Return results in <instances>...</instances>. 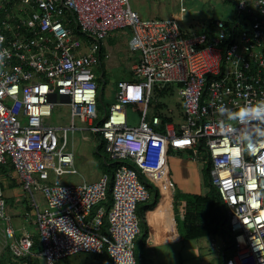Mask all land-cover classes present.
Instances as JSON below:
<instances>
[{
  "label": "built area",
  "instance_id": "1",
  "mask_svg": "<svg viewBox=\"0 0 264 264\" xmlns=\"http://www.w3.org/2000/svg\"><path fill=\"white\" fill-rule=\"evenodd\" d=\"M227 1L231 19L187 33L174 17H141L129 0H0V255L6 249L25 264H61L89 253L137 264L147 183L164 195L172 185L169 156L189 152L208 159L230 218L234 253L224 264H264V168H256L264 149L236 146L249 129L238 127L231 138L216 112L221 104L235 110L264 100V0ZM118 30L131 32L129 47L139 58L133 82L118 81L116 101L100 114L95 69L106 58L103 43ZM166 88L181 100L177 125L163 122V110L151 114L156 91ZM57 105L70 107V126L45 122ZM129 110L138 114L136 126ZM76 120L119 162L112 185L105 173L94 182L62 181L78 173L68 148ZM5 166L18 177L28 202L21 218L35 233L14 229ZM0 264H7L1 256Z\"/></svg>",
  "mask_w": 264,
  "mask_h": 264
},
{
  "label": "crops",
  "instance_id": "2",
  "mask_svg": "<svg viewBox=\"0 0 264 264\" xmlns=\"http://www.w3.org/2000/svg\"><path fill=\"white\" fill-rule=\"evenodd\" d=\"M212 20L213 19H209L206 26ZM206 26L202 27L201 31ZM113 35L111 34L103 43L102 53L107 59L111 56L110 49L113 45ZM128 35L129 37L131 36L130 31H128ZM106 58H103V65L105 64V67L107 65ZM138 58L139 57H137V60L134 63H131L130 71L138 62ZM123 64L125 63L116 61L115 67L118 65L122 66ZM108 69L109 67H107V70ZM157 92H161L158 96H165L166 101H168V99L169 101L173 99L175 102V98L178 99V102H175L177 107L165 111V115L171 118V123L176 125L179 124L184 117L181 112V100L178 97L177 91L173 88H166L160 91L157 90L156 93ZM107 110L108 109L105 111ZM158 110L162 111L163 108L156 110L155 104L151 106V114ZM129 124L131 126H136L138 124V119L136 123ZM205 158V155L194 158L189 152L172 153L169 156V176L172 182L170 193L171 198H166V195H162L159 189L157 190V188L154 189L155 187H152L150 189V200L141 204L139 207L141 231L136 240V251L141 262L137 259L138 264H224L226 255H223V249L230 245V222L228 223L229 229L226 225H223L222 221L226 218V208L216 197L211 195L212 193L209 184L207 185L204 182L203 172L206 167H202L201 163H203ZM209 166L210 165H208V167ZM104 173L103 166L102 174ZM1 174L6 182V190L10 188V193L7 195L8 208L10 211L9 214L13 218L16 217L17 219H20L24 211L28 209L26 195L23 193L20 182L13 168H3L1 169ZM176 189L177 191L175 192ZM196 196L199 198H195ZM207 200L208 203H206L205 206L200 205L201 203L207 202ZM211 202L214 203V206L209 215L214 218V225L213 228L211 227L210 233L199 238H186V236L190 235L195 237L194 234L200 232L196 226L197 218L195 215L200 211L206 213ZM218 219H220V221H218ZM14 229L16 231L18 229L28 230L25 226H22L21 228H16L14 226ZM217 236L221 239L216 241L218 242L217 246H220L217 249L220 254L215 255V260L212 259L210 262L211 255H199L200 252H205L202 251L200 242L203 240L202 242L205 241L204 243L208 245V243L211 242V239ZM217 246L215 243V247ZM7 252L9 251L6 250L4 253L1 252V260L7 264H11L13 261L15 262V259L10 252V255H6ZM89 255L91 254L82 253L75 255L64 260L61 264H96V260H98V262L111 264L108 255H91L93 257H90ZM36 261H42V259L38 258Z\"/></svg>",
  "mask_w": 264,
  "mask_h": 264
},
{
  "label": "rangeland",
  "instance_id": "3",
  "mask_svg": "<svg viewBox=\"0 0 264 264\" xmlns=\"http://www.w3.org/2000/svg\"><path fill=\"white\" fill-rule=\"evenodd\" d=\"M131 7L136 10L143 18H170L174 17L179 21L181 28L187 33H198L202 27L206 26L209 19H230L233 17V5L227 0H129ZM184 9L183 11H181ZM114 34V35H113ZM113 45L110 49V58L106 60L105 64L100 66V69H95L97 72L96 80L98 83V103L109 109V107L116 101L117 83L119 80L133 82L132 72L130 71L131 63L137 60L138 52L130 50L129 35L127 30H118L112 33ZM116 61H120L122 66L115 67ZM107 67L109 69L107 70ZM168 96V95H167ZM160 97L161 108L164 111L174 109L177 107L178 99L175 98L169 101L165 100V96ZM173 97V96H172ZM138 114L132 110L128 112L129 123H136ZM45 122L53 126L66 127L71 125L70 107L68 105H57L52 110V115L45 118ZM77 129L68 134V148L74 153V164L77 169L76 175H63L61 177L63 182H70L71 184H79L81 182H94L100 178L103 173V164L108 155L102 151L97 153L96 147L99 143L97 136L90 132L84 124L76 120ZM109 160V159H108ZM202 167L208 168L209 162L205 158ZM206 168L203 172L204 182L208 185L209 180L206 175ZM177 189L175 190V192ZM10 193V188L6 190V196ZM176 194V193H175ZM36 198L40 203L41 208L45 207L44 196L40 190L35 191ZM178 197V196H177ZM8 212L9 208H8ZM32 222V221H31ZM23 218H13V224L16 228L22 226L27 227L30 232H36L34 225ZM0 239L2 235L0 234ZM210 239V238H209ZM217 240H221L219 236L212 238L211 242L205 244L201 240L202 251L199 255H211L215 260V255H219L217 250ZM215 243L216 246L215 247ZM3 240H0V246ZM203 246V247H202ZM6 251V249L4 250ZM3 251V252H4ZM6 255H10L9 252ZM136 257L139 262L141 259L139 255ZM96 264H106L105 262H98ZM213 264V263H209Z\"/></svg>",
  "mask_w": 264,
  "mask_h": 264
},
{
  "label": "clouds",
  "instance_id": "4",
  "mask_svg": "<svg viewBox=\"0 0 264 264\" xmlns=\"http://www.w3.org/2000/svg\"><path fill=\"white\" fill-rule=\"evenodd\" d=\"M216 112L224 118L220 123H223L226 129L231 128V133L225 132L231 138L238 127L249 129L240 133V137L235 141L236 146L243 145L242 150L248 152H259L264 149V100L245 103L235 110L221 104ZM261 161H264V156L257 160V170L264 168Z\"/></svg>",
  "mask_w": 264,
  "mask_h": 264
},
{
  "label": "trees",
  "instance_id": "5",
  "mask_svg": "<svg viewBox=\"0 0 264 264\" xmlns=\"http://www.w3.org/2000/svg\"><path fill=\"white\" fill-rule=\"evenodd\" d=\"M215 20L216 19H213L211 22H214ZM102 65H103V62H102ZM159 93H161V92H159ZM159 93L158 92L156 93V100L157 101L156 100L153 101V104H155L156 110L161 108V103H162V102H158L159 101V98H160V97H158V94ZM98 109H99L100 114H104L106 112L105 111L106 108L105 107L103 108V106L101 104H99V103H98ZM161 117H162L163 122H170V121H172L171 118L168 117L165 114H161ZM103 150H104L103 143L99 140V143H98V145L96 147V151H97V153L100 154V152H102ZM118 164H119V162H112V161H109L108 159H106L104 161V164H103V166H104V172H105V174H108L109 177H110V185H112V177H113L114 171H115V169H116V167H117ZM5 167H4L5 169H7V168L9 169L10 166H5ZM2 169H3V167H2ZM206 170H207L206 175H207L208 180H209V187L211 188V193H212L211 195H213L214 197H216L220 201V203H222V200H221V197H220L218 191L216 190V188L213 187V185L210 182V166L208 168H206ZM147 186L149 187V189L152 188V185H150L148 183H147ZM154 189H156V188H154ZM195 198L198 199L199 197L196 196ZM206 203H208V200H207V202L201 203L200 205L201 206H205ZM107 205H108L107 207H110V203H108ZM210 206H211V209H210ZM213 206H214V203L211 202L210 205H209V209L207 210L206 213L204 211H200L197 215H195L196 218H197L196 219V222H197L196 223L197 224L196 226H197V228H198V230L200 232H197L196 234H194L195 237H192V235H190V236H186V238H190V239L191 238H199L201 236L208 235L210 233L211 227L213 228V225H214V220H213L214 218L213 217H210V215H209L210 214V211L213 208ZM138 214H139V211H138ZM225 214H226V218L223 221L222 220L221 221L223 222V225H226V227L229 229L228 223L230 222V218H229V216L227 214V211H226ZM218 221H220V219H218ZM231 241H232V239H231ZM35 242H36V248L38 249V247H39V239H38V237L35 239ZM233 253H234L233 245H229V246L225 247L223 249V255L224 256L226 255L224 261L227 260L228 258H230L233 255ZM84 254H86V253H84ZM87 254H89V253H87ZM91 255H94V254H91ZM91 255H89V256L90 257H93ZM135 255H136V250H135ZM94 256H99V255H94ZM27 262H28L27 259L20 258V259H15V262L13 261L11 264H25ZM137 264H138V262H137Z\"/></svg>",
  "mask_w": 264,
  "mask_h": 264
},
{
  "label": "bare ground",
  "instance_id": "6",
  "mask_svg": "<svg viewBox=\"0 0 264 264\" xmlns=\"http://www.w3.org/2000/svg\"><path fill=\"white\" fill-rule=\"evenodd\" d=\"M4 168V167H3ZM6 168V167H5ZM5 172V171H4ZM170 193H171V189H166V191H165V194L164 195H166V198H171V195H170ZM231 238V237H230ZM4 253V252H3Z\"/></svg>",
  "mask_w": 264,
  "mask_h": 264
},
{
  "label": "snow or ice",
  "instance_id": "7",
  "mask_svg": "<svg viewBox=\"0 0 264 264\" xmlns=\"http://www.w3.org/2000/svg\"><path fill=\"white\" fill-rule=\"evenodd\" d=\"M238 154V153H237Z\"/></svg>",
  "mask_w": 264,
  "mask_h": 264
}]
</instances>
